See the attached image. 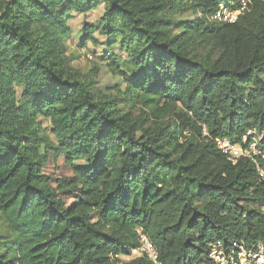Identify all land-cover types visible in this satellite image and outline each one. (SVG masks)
Instances as JSON below:
<instances>
[{
	"label": "trees",
	"instance_id": "16d2710c",
	"mask_svg": "<svg viewBox=\"0 0 264 264\" xmlns=\"http://www.w3.org/2000/svg\"><path fill=\"white\" fill-rule=\"evenodd\" d=\"M220 3L238 6L0 0V264H150L120 259L138 230L161 264L262 238L263 184L213 140L254 129L264 144V0L233 22L213 20ZM101 5L80 47L101 46L116 94L72 68L64 44L69 14Z\"/></svg>",
	"mask_w": 264,
	"mask_h": 264
},
{
	"label": "built area",
	"instance_id": "2783aa9c",
	"mask_svg": "<svg viewBox=\"0 0 264 264\" xmlns=\"http://www.w3.org/2000/svg\"><path fill=\"white\" fill-rule=\"evenodd\" d=\"M236 1L238 6L232 10L228 5L220 3L212 17L213 20L235 21L250 0ZM205 131L206 129L203 128V132ZM262 138V132L251 129L242 135L240 142H233L226 137H216L213 141L215 147L229 162H236L240 158L248 159L264 189V144ZM261 212L264 215V204L261 206ZM131 253L136 257H145L150 264H161L154 244L141 230H138V246L131 248L130 255ZM202 264H264V233L261 239L249 245L241 241H233L230 244L210 243L207 258Z\"/></svg>",
	"mask_w": 264,
	"mask_h": 264
},
{
	"label": "rangeland",
	"instance_id": "374dc122",
	"mask_svg": "<svg viewBox=\"0 0 264 264\" xmlns=\"http://www.w3.org/2000/svg\"><path fill=\"white\" fill-rule=\"evenodd\" d=\"M104 6H99L96 9L86 13H70V17L67 19V25L70 28L69 35L64 40L66 54L70 60V66L81 73H91V75H96L95 79L97 85L102 89L108 87L113 93H118V90H123L124 84L120 76L113 75L109 72L105 62L101 61L99 54L101 51V46L93 45L90 42L84 47H80V39L82 36V28L84 24H95L100 26V18L103 13ZM189 17V16H187ZM99 40H103L100 35H97ZM95 53V54H94ZM98 67L97 74L93 70V67ZM264 78V74H263ZM116 87V88H114ZM114 88V89H111ZM43 125L46 122L43 121ZM2 233V246L8 247L14 240L12 235L1 230ZM135 256L133 253L127 256H121L120 259L127 260Z\"/></svg>",
	"mask_w": 264,
	"mask_h": 264
}]
</instances>
